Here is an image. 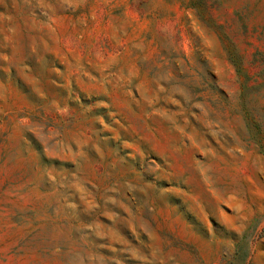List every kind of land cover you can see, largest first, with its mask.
Wrapping results in <instances>:
<instances>
[{
  "label": "rangeland",
  "instance_id": "obj_1",
  "mask_svg": "<svg viewBox=\"0 0 264 264\" xmlns=\"http://www.w3.org/2000/svg\"><path fill=\"white\" fill-rule=\"evenodd\" d=\"M0 264H264V0H0Z\"/></svg>",
  "mask_w": 264,
  "mask_h": 264
}]
</instances>
